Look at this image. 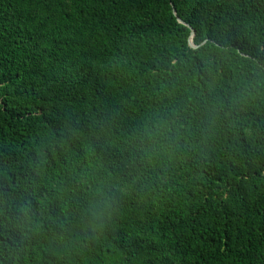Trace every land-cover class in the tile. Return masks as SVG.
Returning <instances> with one entry per match:
<instances>
[{
	"label": "trees",
	"instance_id": "trees-1",
	"mask_svg": "<svg viewBox=\"0 0 264 264\" xmlns=\"http://www.w3.org/2000/svg\"><path fill=\"white\" fill-rule=\"evenodd\" d=\"M0 264H264V0H0Z\"/></svg>",
	"mask_w": 264,
	"mask_h": 264
},
{
	"label": "water",
	"instance_id": "water-1",
	"mask_svg": "<svg viewBox=\"0 0 264 264\" xmlns=\"http://www.w3.org/2000/svg\"><path fill=\"white\" fill-rule=\"evenodd\" d=\"M172 14H174L173 12H172ZM176 22L178 23V24H181V25H185V24H183L180 20H178V19H176ZM186 26V25H185ZM187 27V26H186ZM188 28V27H187ZM189 37L191 38L192 37V33L190 32V35H189ZM188 46L189 47H191V48H193V46L191 45V43H190V41L188 42Z\"/></svg>",
	"mask_w": 264,
	"mask_h": 264
}]
</instances>
